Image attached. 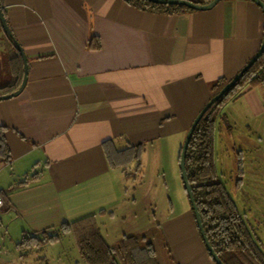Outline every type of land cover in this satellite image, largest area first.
<instances>
[{
	"label": "crops",
	"instance_id": "crops-1",
	"mask_svg": "<svg viewBox=\"0 0 264 264\" xmlns=\"http://www.w3.org/2000/svg\"><path fill=\"white\" fill-rule=\"evenodd\" d=\"M0 4L28 61L24 90L0 101L10 151L9 162L0 158V264H86L76 239L69 253L56 246L69 232L26 256L17 244L25 235L54 234L62 223L90 215L110 246L133 235L153 244L159 264H213L179 156L194 118L214 96L212 84L233 78L259 50L262 9L252 0H222L210 10L171 15L126 0ZM94 38L98 48L90 46ZM13 55L0 28V86L14 76ZM224 107L227 121L244 128L241 142L264 144V85ZM139 144L144 162L150 158L160 167L169 160L175 181L177 209L171 202L172 210L153 222L151 196L138 202L129 177L110 165L107 154ZM238 151L245 161L243 146ZM153 198L161 200V190ZM137 206L149 228L138 225ZM153 228L163 235L165 253L148 234Z\"/></svg>",
	"mask_w": 264,
	"mask_h": 264
},
{
	"label": "trees",
	"instance_id": "trees-1",
	"mask_svg": "<svg viewBox=\"0 0 264 264\" xmlns=\"http://www.w3.org/2000/svg\"><path fill=\"white\" fill-rule=\"evenodd\" d=\"M126 1L138 9L153 13L171 15L195 11L181 5L157 4L148 0ZM190 1L205 5L212 0ZM261 1L264 3V0ZM2 10L5 15L3 7ZM0 28L2 27L0 26ZM6 38L14 52V55L9 59L14 76L8 84L0 86V96L16 91L20 87L24 75L22 57L13 40L7 35ZM90 46L98 48L100 44L94 38ZM228 81L222 78L216 80L211 86L214 95ZM260 85H264V52L237 83L204 114L190 139L186 155L187 177L205 232L210 244L224 264H264V243L258 237L256 229L241 215L224 183L219 180L215 154L217 121L225 122L227 120V117L221 112L222 108L228 101L239 98L244 91ZM5 131L6 128L0 126V158L9 162L10 151L5 140ZM142 150L141 144L131 145L116 152H109L106 148L110 165L114 168H123L128 177H135L140 172ZM134 162V172H128L126 167ZM237 162L238 175L240 176L237 186H240L243 160L239 151H237ZM68 232L74 234L81 258L86 264H159L153 244L144 242L143 237L128 235L124 236L116 245H108L94 215L70 223L64 222L59 231L54 234L25 235L18 242L17 247L23 252L22 255L26 256L29 251L42 248L48 243H54Z\"/></svg>",
	"mask_w": 264,
	"mask_h": 264
},
{
	"label": "rangeland",
	"instance_id": "rangeland-1",
	"mask_svg": "<svg viewBox=\"0 0 264 264\" xmlns=\"http://www.w3.org/2000/svg\"><path fill=\"white\" fill-rule=\"evenodd\" d=\"M224 108L226 107L222 108V113L225 111ZM239 124H234V122L227 120L225 122L221 120L217 121L215 141L216 168L219 180L224 183L239 212L256 229L258 237L264 243V144L255 148L254 144L248 143L249 140H252L250 138L247 139V142L245 141L246 143L244 141L241 142L239 133H243L242 130L244 128L239 129ZM231 126L233 127L231 128ZM240 146H243L245 150V156H243L245 157V161L243 162L248 167L246 169L243 165L244 173L241 175V184L237 186V181L240 177L238 175L237 151ZM141 162L145 166L141 167L140 172L135 177H129L130 189H135L134 195L138 202H141L149 195L151 196L149 200L147 199V203L151 204L148 211L149 219L150 221L154 219L158 220L172 210L171 202L175 204V209L178 206L175 195V181L171 178L170 162L168 159L163 158L158 163L160 167L153 166L150 158L146 162L141 159ZM131 167L130 171L134 172L135 162L132 163ZM180 184L181 181L178 185ZM156 190H161V200H154L153 195L156 193ZM136 210L139 212V221L141 222L138 225L149 228L150 223H147V215L145 214L144 220V213L141 215V207L137 206ZM144 221L145 223L143 224ZM148 234L150 237H156L159 254L165 253V241L161 232L153 228ZM72 236L73 233L69 232L56 246L58 248H61V246L65 247L67 253H69L68 249L71 250L76 246L74 242L75 238ZM213 264L216 263L214 262Z\"/></svg>",
	"mask_w": 264,
	"mask_h": 264
},
{
	"label": "water",
	"instance_id": "water-1",
	"mask_svg": "<svg viewBox=\"0 0 264 264\" xmlns=\"http://www.w3.org/2000/svg\"><path fill=\"white\" fill-rule=\"evenodd\" d=\"M148 1L153 2V3H157V4H164V5H181V6H185L189 9H192V10L206 11V10H210L213 7H215L222 0H212L210 3L205 4V5L197 4V3H194L190 0H148ZM252 1L254 3H256L262 9V11L264 13V3L261 0H252ZM0 23H1V27L4 30L5 34L13 40L17 51L20 53V55L22 57L23 65H24V75H23V80H22L20 87L12 93L1 95L0 96V101H1V100L16 97L24 90V88L27 84V80H28V61H27L26 54L23 50V47L13 36L12 30L10 29V27L6 21V17L4 15L3 10H2L1 4H0ZM263 52H264V37H263L261 46H260L259 50L256 52V54L247 62V64L233 78H231L214 96H212V98L206 103V105L198 112V114L194 118L191 126L189 127V129L187 131L183 145L181 147L180 156H179V168H180V172H181L182 182L184 185V189L187 192L192 210L194 212L197 227L200 231V235L202 236L204 244H205V246L209 252V255L211 256L212 260L216 264H224V262L220 259L218 254L215 252V250L212 247V245L210 244L209 239L207 237V234L205 232L198 207H197L195 200H194L193 190H192V187H191L190 182H189L188 177H187L186 155H187L190 139H191V137L194 133V130L196 129L199 121L204 116V114L208 111V109L218 99H220L231 87H233L237 83V81L255 63V61L262 55Z\"/></svg>",
	"mask_w": 264,
	"mask_h": 264
},
{
	"label": "built area",
	"instance_id": "built-area-1",
	"mask_svg": "<svg viewBox=\"0 0 264 264\" xmlns=\"http://www.w3.org/2000/svg\"><path fill=\"white\" fill-rule=\"evenodd\" d=\"M0 26H1V23H0ZM4 199L3 197L0 195V209L4 206Z\"/></svg>",
	"mask_w": 264,
	"mask_h": 264
}]
</instances>
